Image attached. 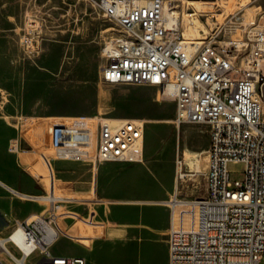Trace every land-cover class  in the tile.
Instances as JSON below:
<instances>
[{
  "label": "built area",
  "instance_id": "2783aa9c",
  "mask_svg": "<svg viewBox=\"0 0 264 264\" xmlns=\"http://www.w3.org/2000/svg\"><path fill=\"white\" fill-rule=\"evenodd\" d=\"M90 1L116 31L104 45L108 60L101 67V79L155 85L161 97L174 101L176 124L187 121L208 126L204 191L179 197L175 170L168 264H259L264 253V77H260L264 20L242 42L217 41L221 27L197 41L183 37L177 9L167 0ZM32 20L20 37L28 53L35 52L39 40ZM47 117L23 127L16 123V136L9 142L10 151L26 146L39 154L46 171L38 173L37 180H44L46 187L33 194L2 183L11 195L41 208L14 222L4 235L10 249L0 239V254L14 264H28L33 254L37 258L30 264H87L83 255L59 254L51 246L59 236L96 237L91 229H100L106 222L90 203L105 200L56 193L53 160L73 161L92 173L104 162L141 161L144 121L102 114ZM38 145L46 151L38 150ZM183 161V156H177L175 166H182ZM230 162H242L241 180L231 179ZM80 224L89 225L91 233H71ZM0 264L5 263L0 259Z\"/></svg>",
  "mask_w": 264,
  "mask_h": 264
},
{
  "label": "rangeland",
  "instance_id": "374dc122",
  "mask_svg": "<svg viewBox=\"0 0 264 264\" xmlns=\"http://www.w3.org/2000/svg\"><path fill=\"white\" fill-rule=\"evenodd\" d=\"M167 1L175 5L179 20L183 17L180 26L186 38L198 35L197 39L201 40L203 35L211 36L221 27L217 41L242 42L251 29L264 20V0ZM235 17L238 19L234 23L226 22ZM29 20L35 21L39 32L34 53L26 52L20 43ZM113 26L90 0H0V102L4 101L7 112L19 116L15 119L19 127L25 126L32 116H45L43 114H102L144 121L142 160L100 165L95 197L107 195L111 199L92 205L99 218L110 217L111 202L129 193L131 197L149 196L158 199L152 202L168 204L166 200L174 191L176 169L179 197L201 194L209 140L206 124L173 121L175 103L161 97L157 86L114 84L101 79V67L108 60L103 49L108 38L116 33ZM26 150L33 162L41 160L39 155ZM177 156L184 157L179 168L175 166ZM194 161L198 163L197 171L193 169ZM41 164V172L38 171L45 174V164L42 161ZM53 167L56 193H60V187L69 188V192L64 193L70 197H92L91 191L71 193L90 189L88 167L67 160H53ZM228 167L231 179L243 178L242 162H230ZM27 175L14 173L13 184L25 191L44 190L45 182L37 184ZM24 203L14 202L17 214L37 207L35 203ZM137 221L144 225L140 234L135 233L133 241L94 242L89 248L84 241L59 236L51 249L59 254L90 256L94 258L93 264H167L164 235H157L155 228L144 220ZM80 225L85 230L82 234L91 233L89 225ZM36 258L33 254L28 264ZM0 259L5 264H14L3 253ZM259 264H264V253Z\"/></svg>",
  "mask_w": 264,
  "mask_h": 264
},
{
  "label": "crops",
  "instance_id": "0c3cea01",
  "mask_svg": "<svg viewBox=\"0 0 264 264\" xmlns=\"http://www.w3.org/2000/svg\"><path fill=\"white\" fill-rule=\"evenodd\" d=\"M2 74V73H1ZM4 101L0 102V235L4 236L8 233L11 226L14 224L17 220L24 219L29 213L33 211H40L41 206L38 203L27 201L20 199L18 197H15L11 195L5 187L2 185V183L12 186L13 188L26 192V193H39L43 190H40L38 192L33 191H25L18 187H16L13 184L12 176L14 173L17 174H29L27 176L31 177L37 184H41L44 182L42 180L41 182L37 180V174L41 171L39 168L43 167L41 164V161L44 163L43 159L40 157L41 160H38V163L33 162V159L30 155L26 153V149L24 148L19 152H14L9 150V142L12 138H14L15 134V119L19 117L18 115L12 114L10 112H7L6 106H4ZM45 116H48L51 118V115L43 114ZM47 117V118H48ZM41 118V116H32V119L29 121H34ZM28 122V123H29ZM70 134L75 133V131H67ZM14 141V140H13ZM14 146L16 145V142L14 141ZM38 150H42L43 147L41 145H38ZM30 151V150H28ZM35 155V153H33ZM36 152V156H38ZM21 160V164H20ZM101 165V164H100ZM100 165L97 168V171L95 173H92L91 169L88 168L91 172V186L89 190H78V191H71V193L78 192H92V196H96L97 193V175L99 172ZM23 168L22 170L20 168ZM54 168V167H53ZM40 172H39V171ZM42 174V173H40ZM54 175H55V181L56 178V171L54 169ZM46 184L44 183L43 189H45ZM58 187V186H57ZM59 191L61 193L69 192L66 188H60L58 187ZM63 191V192H62ZM137 194V193H136ZM125 196L124 198H115L114 202H111L110 204V217H103L100 216L102 220H105L106 225L104 227H101L100 229L93 228L91 229L94 232H97L98 235L96 237L91 238L90 240H77V241H84L88 244V247L91 248V244L94 242H122L126 243L129 241H133L136 239L135 233H141L142 222H138L137 219L144 220L145 222L149 223L151 226L155 228V232L157 235L162 236L164 235V241H165V247H166V256H167V264H168V249H167V233H168V227H169V221H170V206L169 204L163 205L159 202H152L148 201V199L151 200H158L154 198H148L149 196H139L136 195L135 197ZM171 196V195H170ZM169 196V197H170ZM101 199H111V196L107 195H99L97 196ZM131 197V198H130ZM22 200V201H21ZM19 201L25 203H35L37 204V207L33 210H27L23 214H17L15 212L14 208V202ZM113 201V200H112ZM142 201V202H141ZM24 203V204H25ZM101 203V202H97ZM94 200L90 205L97 204ZM98 214V212H97ZM101 214V213H100ZM81 225H77L76 227L71 228L72 233H82V231H85ZM160 239L161 237H157V239ZM158 241V240H157ZM93 248V247H92ZM76 255H83L88 264H93L94 258L84 255V254H76Z\"/></svg>",
  "mask_w": 264,
  "mask_h": 264
},
{
  "label": "bare ground",
  "instance_id": "6f19581e",
  "mask_svg": "<svg viewBox=\"0 0 264 264\" xmlns=\"http://www.w3.org/2000/svg\"><path fill=\"white\" fill-rule=\"evenodd\" d=\"M184 21V19H183V17H180V20H179V23L181 24L182 22ZM197 35V34H196ZM196 37V38H195ZM185 39H189V38H193V37H184ZM197 38H200L198 35L197 36H194V39L195 40H197V41H200V40H198ZM103 51L106 53V51H108V49H107V47H105V49H103ZM260 77H264V70H260ZM172 92H173V90L172 89H170L169 90V94H172ZM118 119V118H117ZM180 166H178V168H179ZM197 168H198V163H197V161H194L193 162V169L194 170H196L197 171ZM179 170V169H178ZM180 175H182V174H180ZM171 196V198H168L167 200H166V202H168V204H173L174 203V194L172 193V194H170ZM179 199V198H178ZM149 202L150 201H155V200H148ZM179 201H184V200H179ZM142 202V201H141ZM0 239L2 240V242L4 243V245L6 246V247H8L9 249H10V246H9V244H8V241H7V237L6 236H2L1 237V235H0Z\"/></svg>",
  "mask_w": 264,
  "mask_h": 264
}]
</instances>
